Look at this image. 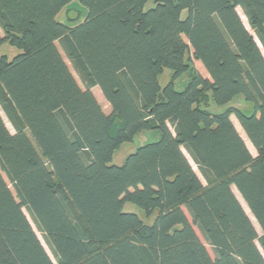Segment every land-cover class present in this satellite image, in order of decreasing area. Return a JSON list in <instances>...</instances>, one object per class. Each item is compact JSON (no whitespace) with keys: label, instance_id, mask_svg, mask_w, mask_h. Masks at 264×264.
<instances>
[{"label":"trees","instance_id":"trees-1","mask_svg":"<svg viewBox=\"0 0 264 264\" xmlns=\"http://www.w3.org/2000/svg\"><path fill=\"white\" fill-rule=\"evenodd\" d=\"M73 1L0 0V264H264V0Z\"/></svg>","mask_w":264,"mask_h":264},{"label":"rangeland","instance_id":"rangeland-1","mask_svg":"<svg viewBox=\"0 0 264 264\" xmlns=\"http://www.w3.org/2000/svg\"><path fill=\"white\" fill-rule=\"evenodd\" d=\"M82 5L80 3V0H74L72 2V4L66 8L65 10H63L57 17V20L67 26L73 27L77 24V20H83L84 15H83V11H82ZM239 15L241 16L244 25L246 26V28L253 34L247 19L245 18L242 10L240 8L237 9ZM67 14L69 15V17L67 16ZM187 14V11H184L182 14V17L185 18ZM78 18V19H77ZM0 35H3V32L0 29ZM261 47V46H260ZM20 53L19 50H17L16 48L10 47L9 45H4L3 47L0 48V57L2 56H6L7 59L9 61H11L15 56H17ZM63 54V53H62ZM64 56V55H63ZM66 62L69 64L68 60L65 58ZM197 71H199V73L204 74V71L202 70L201 66L198 63H194ZM69 66H71L69 64ZM72 69V68H71ZM73 74L75 75V77L77 78L78 82L79 78L77 77V75L75 74V72L72 70ZM172 76V71L170 70H165L164 73L159 77L158 81L160 86L163 88L165 87L171 79ZM190 82V74L189 73H185L180 79L176 80L174 82V86L175 89L177 91H183L186 86L188 85V83ZM81 86H83L81 84V82L79 83ZM93 93L95 95V97L97 98L99 104L101 105L103 111L106 114L111 113V107L108 104V102L105 100V98L103 97L100 89L98 87H96L93 90ZM231 106L238 108L240 110H242L246 115H252L254 113V108L253 105L246 102L243 97H237L235 99V101L231 104ZM217 108L215 107V105H211L210 107V111L212 112H218L216 110ZM0 114L2 116V118L4 119V122L6 123V126L8 128V130L11 133H14V130L11 126V124L9 123V121L7 120L6 116L4 115L3 111L1 110L0 107ZM232 121L234 123V125L236 126L237 130L239 131L240 135L242 136V138L244 139L247 147L249 148L250 152L252 153L253 156H256V151L253 148V146L251 145V143L249 142V140L247 139V137L245 136L242 128L240 127L237 119L235 118V116H232ZM161 139V134L159 132H145L142 133L141 135L137 136L134 141L132 143H127L124 144L114 155L113 157V164L115 165H122L125 161V159L127 158V156H129L130 154L134 153L138 148L149 144V143H155L158 142ZM185 155L187 156V158L190 160L194 170L196 171V173L199 175V177L201 178L203 184L205 185L204 180L202 179V177L200 176L196 166L193 164V162L191 161L190 157L188 156V154L184 151ZM13 190V189H12ZM232 190L234 191L235 195L237 196V198L239 199V201L241 202L242 206L244 207L246 213L248 214V216L250 217L251 221L253 222L254 226L256 227L258 234L261 235V230L257 224V222L255 221V219L253 218V216L251 215L247 205L245 204V202L243 201V199L241 198L240 194L238 193V191L236 190L235 187H232ZM127 210L135 212L136 214H138L139 218L145 222V224L147 225H152L155 221V218L157 217V212L150 218L147 219L145 212L143 210H141L140 208H138L137 206L128 204L126 207ZM24 212L26 214V216L28 217L29 221L31 222L38 238L40 239V241L42 242V244L44 245L45 249L47 250L48 254L50 255L51 259L56 263V260L54 258V256L52 255L50 249L48 248L44 237L42 235V233L39 232V230L37 229L36 225L34 224L30 214L28 213V211L26 209H24ZM198 236L200 237V239L202 240V242L206 245L210 255L212 257H214V253L213 250L210 246H208L206 244V242L204 241V239L202 238L201 234L199 233V231H197Z\"/></svg>","mask_w":264,"mask_h":264},{"label":"crops","instance_id":"crops-1","mask_svg":"<svg viewBox=\"0 0 264 264\" xmlns=\"http://www.w3.org/2000/svg\"><path fill=\"white\" fill-rule=\"evenodd\" d=\"M236 127V126H235Z\"/></svg>","mask_w":264,"mask_h":264}]
</instances>
